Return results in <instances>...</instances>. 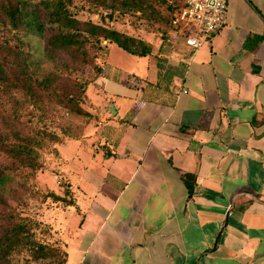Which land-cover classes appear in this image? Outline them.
<instances>
[{
	"label": "crops",
	"instance_id": "1",
	"mask_svg": "<svg viewBox=\"0 0 264 264\" xmlns=\"http://www.w3.org/2000/svg\"><path fill=\"white\" fill-rule=\"evenodd\" d=\"M174 39L127 64L107 43L102 121L56 144L72 204L40 220L64 264H264V0H228L196 48Z\"/></svg>",
	"mask_w": 264,
	"mask_h": 264
},
{
	"label": "rangeland",
	"instance_id": "2",
	"mask_svg": "<svg viewBox=\"0 0 264 264\" xmlns=\"http://www.w3.org/2000/svg\"><path fill=\"white\" fill-rule=\"evenodd\" d=\"M19 1L23 7L35 10L36 16L32 23L17 25L0 17V144L15 149L12 156L0 146V169L5 177L0 184V207L3 201L9 211L39 221L54 203L46 197L49 192L57 188L65 200L70 196L55 164L56 144L83 135L93 119L102 121V110L93 103L92 85L99 64L108 54V42L95 37L84 41L85 62L66 54L49 57L43 51L44 40L56 26L47 22L43 0L8 2ZM104 1L69 0L66 7L78 20L150 43L155 55L179 51L175 39L165 31L182 0ZM123 52L114 45L110 57L120 63ZM123 61L121 64H127L126 58ZM75 105L85 114L75 113ZM51 229L42 221L32 234L36 240L57 248L58 253L37 254L17 247L10 253L12 264H63L62 248L51 240Z\"/></svg>",
	"mask_w": 264,
	"mask_h": 264
},
{
	"label": "trees",
	"instance_id": "3",
	"mask_svg": "<svg viewBox=\"0 0 264 264\" xmlns=\"http://www.w3.org/2000/svg\"><path fill=\"white\" fill-rule=\"evenodd\" d=\"M9 0H0V17L11 25L24 23L25 21L32 23L35 19V10H29L18 3H9ZM69 0H43L45 7V16L49 25H55L44 40L43 51L45 55L51 57L53 55L60 56L62 54L69 55L73 59L79 58L86 61L87 53L84 50V41L89 37L101 38L105 42L113 43L121 50L135 56H144L151 54L152 45L141 39L123 34L113 28L105 27L88 20H78L66 7ZM99 4H104V0H92ZM179 5L174 9V11ZM169 20L167 22V27ZM167 32V31H165ZM161 44V43H160ZM158 57V61H159ZM104 64V63H103ZM103 64H99L98 76L103 70ZM71 106V101H68ZM77 114H85L79 107L74 106L73 109ZM0 146L6 152H11L14 156V147L1 143ZM19 148H21L19 146ZM4 171L0 169V184L4 181ZM186 181V178H184ZM46 197H50L53 202H60L63 205L72 204L69 197L64 199V195H57L49 192ZM0 207V264H12L10 253L17 247H26L37 254L46 251L58 253V249L49 246L46 243L38 241L33 236V230L42 224V221H32L26 217H20L13 211H9L5 203L1 202ZM61 254V252H60ZM63 264L65 262V252L62 250Z\"/></svg>",
	"mask_w": 264,
	"mask_h": 264
},
{
	"label": "built area",
	"instance_id": "4",
	"mask_svg": "<svg viewBox=\"0 0 264 264\" xmlns=\"http://www.w3.org/2000/svg\"><path fill=\"white\" fill-rule=\"evenodd\" d=\"M228 0H182L172 12L166 35L182 36L185 45L198 47L224 23ZM183 92H185L183 90Z\"/></svg>",
	"mask_w": 264,
	"mask_h": 264
}]
</instances>
